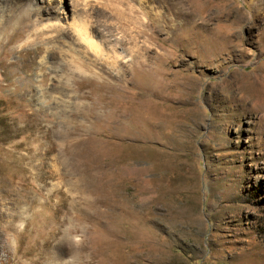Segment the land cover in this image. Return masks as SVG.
Here are the masks:
<instances>
[{
	"label": "rangeland",
	"instance_id": "1",
	"mask_svg": "<svg viewBox=\"0 0 264 264\" xmlns=\"http://www.w3.org/2000/svg\"><path fill=\"white\" fill-rule=\"evenodd\" d=\"M30 3L0 35V264H264V0H67L127 59L59 98L63 9Z\"/></svg>",
	"mask_w": 264,
	"mask_h": 264
},
{
	"label": "bare ground",
	"instance_id": "2",
	"mask_svg": "<svg viewBox=\"0 0 264 264\" xmlns=\"http://www.w3.org/2000/svg\"><path fill=\"white\" fill-rule=\"evenodd\" d=\"M66 1L67 0H53L54 3L59 2L60 5L58 10L63 9V18H60V15L57 14L56 17H51L49 19L47 25H43V29H49L51 33L44 37V46L47 55L42 56L40 63L41 69L39 76L43 84L38 87L37 97L39 98H45L47 96L59 98V96H66L67 93H64L63 89L69 87L72 83L74 78L73 73L89 76L93 75L97 78H101L100 75L104 74L100 73L99 69H97L99 65L98 62L108 66L110 70L113 72L116 71L117 74L120 75L122 66H124L123 62L127 59V57L121 54L117 49V45L120 44L119 40L115 42L103 32L101 33L88 19L82 21L81 15H79L77 11H71V13L66 11L64 6ZM35 9L34 4L30 3V0H0V35L5 31L8 22L11 23V20L14 18L18 19L23 15L28 17V15L32 14ZM40 10H42V8L39 9V18L37 17L38 19L36 20L38 25L44 16H52V12H54L55 9L47 6L43 11ZM172 12L175 15L177 14V11L174 9H172ZM35 27L38 26L35 25ZM66 29H73L75 33V41H73V45L70 43L71 46L69 47V50L73 52L71 53V51H68V53H70V60L68 61L66 59L67 62H69L71 74L70 76H67L68 73L63 74L65 76L63 77L62 74H59L61 72H59L61 67L54 66V64L51 63V58L53 57V52L55 50L62 52V49H64V46L68 43L66 40ZM143 50L146 53L151 51L147 47H144ZM48 69L51 71L53 78L57 79L60 83L62 90H59L56 93H54L52 88L48 89L44 84L47 81L46 76L48 75ZM142 69L144 70V68L140 67V70ZM132 73L134 72L132 71ZM118 75L114 76V79L116 81H123V76ZM109 76L111 77V74ZM63 78L65 79L64 82L62 81Z\"/></svg>",
	"mask_w": 264,
	"mask_h": 264
}]
</instances>
